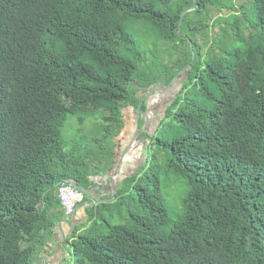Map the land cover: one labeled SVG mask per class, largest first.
I'll return each instance as SVG.
<instances>
[{
  "label": "trees",
  "instance_id": "trees-1",
  "mask_svg": "<svg viewBox=\"0 0 264 264\" xmlns=\"http://www.w3.org/2000/svg\"><path fill=\"white\" fill-rule=\"evenodd\" d=\"M139 21L175 55L168 84L194 74L208 99L176 97L159 140L165 173L189 189L171 222L153 158L114 201L90 205L74 264H264V0H0V264H34L66 215L59 184H91L94 158L64 139L68 118L121 133L136 88L154 89L127 29Z\"/></svg>",
  "mask_w": 264,
  "mask_h": 264
},
{
  "label": "rangeland",
  "instance_id": "rangeland-1",
  "mask_svg": "<svg viewBox=\"0 0 264 264\" xmlns=\"http://www.w3.org/2000/svg\"><path fill=\"white\" fill-rule=\"evenodd\" d=\"M240 1H243V3L248 2V0ZM219 14L217 10H212L211 16L215 18L220 16ZM131 24H127V29L133 32L142 49L146 52V59L140 65V72H145L146 84H152L154 89L145 93L148 86L142 88L141 92L140 88H136V93L131 97L130 104L124 107L122 122L124 128L121 133L112 132L113 135H107L101 126L99 116H91L79 121L77 115L68 118L62 128V133L64 139L69 142L77 155H89L90 153L94 158L92 160L94 176L102 174L108 176L111 170H117V168H119L117 171L119 173L121 165L131 166L133 170L127 173L128 176L119 187H123L122 189L132 185V178L136 177L137 172L142 171L143 175L149 172L148 168L153 158L156 157L153 162L157 164L156 172L161 178V193L172 222L182 208V198L189 188L184 180L172 173H165L166 155L159 140L168 139L170 136L174 124L171 121L172 115L170 112L175 111L172 102L176 97L203 106H208L209 103L208 99L200 93L201 85L196 82L198 78L194 74H183L175 77L168 84L170 74L175 70L173 51H169L166 43L158 39L156 32L149 23L139 21L133 28H131ZM140 98L144 100L146 105L143 111H140ZM131 173L134 174L130 175ZM150 175L153 176L154 174L150 172ZM109 201H114V196ZM86 202H89V198ZM127 205L125 203L118 212H115V216L111 219L112 223H120L125 219ZM84 208L87 210L86 218L76 226L78 229L82 227L83 229L78 230L76 235L90 227L93 222V220L89 222L92 218L90 213H92L93 208L88 204ZM104 215L107 216L106 211H104ZM58 219L54 227L60 220H66L65 214ZM72 226L70 225V228H73ZM54 227L51 235H43L46 244L36 247L38 250L33 255L36 260L34 264H74L75 256L70 240L74 235L73 231L69 233L70 235L67 237L63 248L64 259L61 257L58 261L57 257L55 258L56 261H49L50 263H47L44 257L42 259L47 243L51 240V246L56 245V239L53 236Z\"/></svg>",
  "mask_w": 264,
  "mask_h": 264
},
{
  "label": "crops",
  "instance_id": "crops-1",
  "mask_svg": "<svg viewBox=\"0 0 264 264\" xmlns=\"http://www.w3.org/2000/svg\"><path fill=\"white\" fill-rule=\"evenodd\" d=\"M119 168L111 170L108 176L99 175L91 177V184L87 188L85 195L89 198V202L84 201L83 204H80L77 209L71 215H65L66 220H60L58 224L54 227L53 236L56 239V245L51 246V240L47 243L46 248L43 251V256L47 263L49 261H56L55 258L58 257V261L61 257L64 259L63 248L65 247V243L67 241V237L70 235L71 231H74L78 227V224L82 222L84 218H86V210L84 206L95 205L96 202L109 201L113 196L116 190L122 185L124 179L128 176L127 173L132 171L131 166H120V172L118 173ZM131 173L130 175H133ZM112 196V197H111ZM72 223V224H71ZM70 225H73V228H70ZM51 264V263H50Z\"/></svg>",
  "mask_w": 264,
  "mask_h": 264
},
{
  "label": "built area",
  "instance_id": "built-area-1",
  "mask_svg": "<svg viewBox=\"0 0 264 264\" xmlns=\"http://www.w3.org/2000/svg\"><path fill=\"white\" fill-rule=\"evenodd\" d=\"M57 193L66 215L73 214L85 200V192L69 180L59 184Z\"/></svg>",
  "mask_w": 264,
  "mask_h": 264
},
{
  "label": "water",
  "instance_id": "water-1",
  "mask_svg": "<svg viewBox=\"0 0 264 264\" xmlns=\"http://www.w3.org/2000/svg\"><path fill=\"white\" fill-rule=\"evenodd\" d=\"M187 11H189V10H187ZM84 191V190H83ZM85 192V191H84ZM115 194V193H114Z\"/></svg>",
  "mask_w": 264,
  "mask_h": 264
},
{
  "label": "clouds",
  "instance_id": "clouds-1",
  "mask_svg": "<svg viewBox=\"0 0 264 264\" xmlns=\"http://www.w3.org/2000/svg\"><path fill=\"white\" fill-rule=\"evenodd\" d=\"M83 190V189H82Z\"/></svg>",
  "mask_w": 264,
  "mask_h": 264
}]
</instances>
